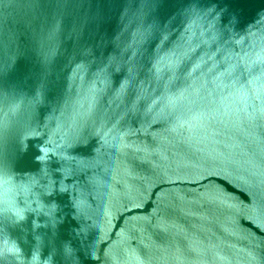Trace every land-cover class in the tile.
<instances>
[{"label":"water","instance_id":"1","mask_svg":"<svg viewBox=\"0 0 264 264\" xmlns=\"http://www.w3.org/2000/svg\"><path fill=\"white\" fill-rule=\"evenodd\" d=\"M38 256L264 264V0H0V264Z\"/></svg>","mask_w":264,"mask_h":264},{"label":"clouds","instance_id":"2","mask_svg":"<svg viewBox=\"0 0 264 264\" xmlns=\"http://www.w3.org/2000/svg\"><path fill=\"white\" fill-rule=\"evenodd\" d=\"M25 135V134H24ZM49 206H52L51 207V215H52V213L55 211V209H56V205L53 203V204H51V205H49ZM74 207L76 208V211L78 212V207L74 204ZM40 212H44V214L45 215H48V213H47V210H40ZM65 251H66V253H71V249L70 248H67L66 247V249H65ZM38 255V254H37ZM32 264H39V256H38V258L36 259V260H34L33 262H32Z\"/></svg>","mask_w":264,"mask_h":264}]
</instances>
